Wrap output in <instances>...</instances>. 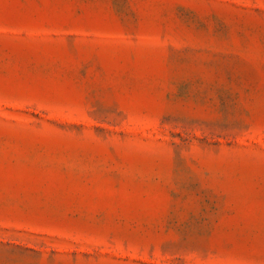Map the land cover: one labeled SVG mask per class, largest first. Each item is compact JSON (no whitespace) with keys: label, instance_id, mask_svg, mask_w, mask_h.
<instances>
[{"label":"rangeland","instance_id":"374dc122","mask_svg":"<svg viewBox=\"0 0 264 264\" xmlns=\"http://www.w3.org/2000/svg\"><path fill=\"white\" fill-rule=\"evenodd\" d=\"M0 264H264V0H0Z\"/></svg>","mask_w":264,"mask_h":264}]
</instances>
